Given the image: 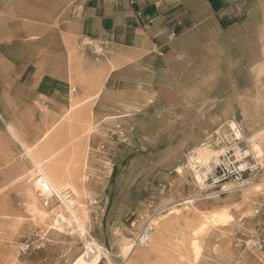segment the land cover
<instances>
[{"label":"rangeland","instance_id":"rangeland-1","mask_svg":"<svg viewBox=\"0 0 264 264\" xmlns=\"http://www.w3.org/2000/svg\"><path fill=\"white\" fill-rule=\"evenodd\" d=\"M25 1L28 14L12 13L11 25L26 23L28 35L19 39L13 29L10 44L0 45L11 52L0 55V78L11 73L18 88L45 69L58 87L13 94L11 107L0 106V264H72L93 242L108 252L96 264H264V0H184L188 24L178 34L191 67L181 78L187 93L173 107L164 104L165 86L120 78L136 85L116 88L111 68L89 69L83 57L100 62L105 48L63 34L64 0L41 24L32 10L55 3ZM125 66L138 73L134 61ZM230 123L242 134L238 142ZM235 146L248 170L240 185H222L234 191L215 197L209 181L195 180L206 157L197 154L208 149L218 160ZM26 147L59 179L84 220V238L59 199L31 191L36 170ZM151 215L147 244L123 251Z\"/></svg>","mask_w":264,"mask_h":264},{"label":"crops","instance_id":"crops-1","mask_svg":"<svg viewBox=\"0 0 264 264\" xmlns=\"http://www.w3.org/2000/svg\"><path fill=\"white\" fill-rule=\"evenodd\" d=\"M22 1L26 2L19 0L17 9L10 0H3L0 6V14L4 15L0 17V45L10 44L13 29H16L15 35L19 39L27 37L29 27L26 23H20L19 27L11 25L14 20L12 13L18 12L23 16L28 14V7ZM50 2L55 3V9L51 7L48 9L44 4H36L37 9L30 7L33 9L32 19L35 24L43 23L44 19H53L52 13H60L59 0ZM63 6L64 9L61 11L63 34L76 40L86 37L102 43L105 48V57L100 62L96 63L87 56L83 57L89 69L103 71L111 68L110 74L116 78V88L126 84L136 85L133 81L121 83L120 78L139 80L137 85L149 90L162 89L165 86L168 90L162 97L164 104L173 107L180 103L181 94L187 93L182 87L185 84L181 78L191 67L186 64L187 59L182 60L185 34L184 32L178 34L188 24L185 14L189 12V7L186 1L64 0ZM32 28L37 29L36 26ZM173 33L178 35L172 36ZM19 43L22 44L21 41ZM27 45L24 43L23 47ZM4 53L11 55L9 50L3 49L0 55L4 58ZM20 54L23 55L20 61L27 62L29 59L27 51ZM132 61L138 73L136 71L131 73L130 65L125 66ZM1 78L0 85L3 86H0V106L4 109L16 102L13 94L23 93L28 97L35 93L46 95L54 87H58L56 77L45 69L32 70L20 81L18 88L11 81V73ZM113 87L112 84L110 90ZM262 255L264 256V250Z\"/></svg>","mask_w":264,"mask_h":264},{"label":"bare ground","instance_id":"bare-ground-1","mask_svg":"<svg viewBox=\"0 0 264 264\" xmlns=\"http://www.w3.org/2000/svg\"><path fill=\"white\" fill-rule=\"evenodd\" d=\"M229 128L230 131L232 132L235 141H240L242 139V134L241 132L238 130L237 126L234 123H230L229 124ZM7 129L10 130L12 132V129L10 126H7ZM13 133V132H12ZM14 136V135H13ZM234 140V139H233ZM22 146H24L22 144ZM233 151L235 152V154L240 153V149L238 147H234L232 148ZM32 148L30 149L29 147L25 148L26 154L29 158V160L32 162V164L34 165L33 168L36 170V174H33V176H30V181L31 183V191L35 192L38 191L41 194H46V195H42L45 197V199H53V198H57L59 199L62 204L64 205V207L68 210V212L70 213V215L72 216V219L74 220V222L76 223L78 229L80 230V235L82 238L85 237L86 234V229H85V224H84V220L82 218L79 217L78 214H76L73 210L72 207L69 203H71V199L67 198V200H65V198L63 197V194L61 192V187H60V182L59 179H57L56 176L54 175H49L46 170L42 167V163H40L39 161L35 160V158L32 155ZM257 150V146L253 147V151ZM33 152L36 154L37 152L33 150ZM227 151H225L226 153ZM199 154H197V157H204V164L202 165L203 167L200 170H196L195 172V177H196V181L201 182L203 177H205V175L207 174V172L210 171V169L212 168L213 164L217 163V159H216V155L214 157H209V153L210 151L208 149H206L205 151H200L198 152ZM247 153V152H245ZM242 168L244 167V165L241 166ZM196 169V168H194ZM47 184V186L50 188V192L45 193L42 188L44 184ZM202 183V182H201ZM37 194V192H36ZM33 195V194H32ZM31 197V194H30ZM34 198V196H33ZM35 198L34 200L32 199L33 202V208L35 207L36 203H35ZM68 201V202H67ZM35 204V205H34ZM33 210V209H32ZM31 210V211H32ZM35 210V209H34ZM33 210V211H34ZM65 211V210H64ZM35 213H37V216H39V218L43 217L39 212L34 211ZM33 212V213H34ZM59 215V214H58ZM69 215V214H68ZM61 219V218H60ZM59 219V220H60ZM43 220V219H41ZM61 221V220H60ZM63 221V220H62ZM55 224V223H54ZM68 224V223H67ZM71 227V226H70ZM80 237V238H81ZM193 250L195 252L196 255H198L200 253V248L196 245V243H193ZM84 247L86 253L84 254H80L78 255L73 261L72 264H96L99 262V260L101 259V256H104V258H108L107 254L108 252L106 250H104L99 244H97L96 242H93L92 244H87L84 243ZM126 249H131V245L130 247L128 246H123L122 250L125 251Z\"/></svg>","mask_w":264,"mask_h":264},{"label":"built area","instance_id":"built-area-1","mask_svg":"<svg viewBox=\"0 0 264 264\" xmlns=\"http://www.w3.org/2000/svg\"><path fill=\"white\" fill-rule=\"evenodd\" d=\"M245 160L246 156L242 152L235 154L233 149L230 148L226 153L218 158L216 164L212 165V168L209 172H207L203 179L204 183L209 181L210 186L217 188L214 193L215 197H220L236 189L233 185L223 188V184L236 183L235 186H238V184L240 185L243 182V177L248 170ZM242 165H244L243 168L241 167ZM42 190L45 193L50 192V188L46 183L43 185ZM153 220L154 215L144 219L141 228L132 239V250L136 247H142L147 244L152 233Z\"/></svg>","mask_w":264,"mask_h":264}]
</instances>
